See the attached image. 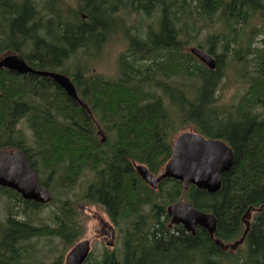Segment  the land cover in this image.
I'll list each match as a JSON object with an SVG mask.
<instances>
[{"label":"trees","instance_id":"16d2710c","mask_svg":"<svg viewBox=\"0 0 264 264\" xmlns=\"http://www.w3.org/2000/svg\"><path fill=\"white\" fill-rule=\"evenodd\" d=\"M125 8L142 17L131 25L135 35L126 31L117 75L76 68L81 56L99 59L115 24H125ZM186 32L203 34L197 43L215 69L184 50ZM5 53L68 75L92 114L51 78L0 69V149L23 150L52 193L40 204L0 187V264H30L39 239L61 242L63 253L51 263L61 264L85 232L77 202L101 204L124 243L122 258L105 248L84 264H224L230 257L229 264H264V0H45L42 8L36 0H0V57ZM231 69L248 86L237 102L220 106ZM189 126L234 150L218 192L191 186L185 196L215 214L214 237L202 228L194 237L170 231L164 212L182 183L164 179L153 189L135 169L161 171L173 138ZM242 240L244 250L229 249Z\"/></svg>","mask_w":264,"mask_h":264},{"label":"water","instance_id":"95a60500","mask_svg":"<svg viewBox=\"0 0 264 264\" xmlns=\"http://www.w3.org/2000/svg\"><path fill=\"white\" fill-rule=\"evenodd\" d=\"M190 51L210 69H215L216 60L209 53L198 47H192ZM0 68L18 74L34 73L53 79L70 97L92 114L88 104L79 98L76 87L68 75L56 71L36 70L19 53L2 56ZM234 159V150L224 140L186 131L177 137L171 157L159 176L156 177L143 164H138L136 170L152 187L165 178H174L181 181L185 189L193 184L209 193H216L221 188L222 175L231 169ZM0 186L16 190L26 200L48 203L52 199L49 189L40 183L38 171L32 167L22 150H0ZM168 213L172 218V224H183L188 230L194 229V232L196 226H201L214 237L217 226L214 213L204 212L183 200L169 206ZM90 251V240H81L71 248L64 264H83Z\"/></svg>","mask_w":264,"mask_h":264},{"label":"rangeland","instance_id":"374dc122","mask_svg":"<svg viewBox=\"0 0 264 264\" xmlns=\"http://www.w3.org/2000/svg\"><path fill=\"white\" fill-rule=\"evenodd\" d=\"M38 5L42 8L44 6L45 0H36ZM66 4L76 6L77 0H64ZM120 14L123 16V20L125 21L124 25L117 26L115 24L114 31L116 32L113 36H111L109 42L105 44L103 54L100 55L99 59L94 60L93 58H84L79 57L77 61L76 59L71 60L69 62L70 64L75 61L73 65H75L76 68L87 65H93L94 70L97 73L104 74L109 77H114L118 73V56L119 53H122L126 50V37H128V33L126 31H129V33H132L135 35L134 31L131 29V25L133 24H140V19L142 15H139L136 12H131L129 9L125 8L120 12ZM135 22V23H134ZM141 31H145L143 28ZM202 33V32H200ZM187 36L184 39L188 40V43L184 45V50L186 52H190L191 47H199L198 41L202 40L203 34L200 37L197 35H192L189 32H186ZM200 48V47H199ZM202 49V48H201ZM203 50L206 51V49L203 48ZM241 75V74H239ZM231 69L228 72V78L224 80L222 88H221V97L219 104L220 106H228L231 103L237 102L239 96L245 92L247 89V82L243 80L242 75L239 76ZM174 81H170V83L173 84ZM177 82V81H176ZM174 82V83H176ZM178 85V82L176 83ZM179 122V123H177ZM181 120L176 121V123L179 125ZM193 126H189L187 128H184L181 130L178 134L182 133L183 131H194ZM206 136V135H205ZM176 137V136H175ZM173 138V140L175 139ZM103 138V136H101ZM83 185V181H80V184L75 188V193H79L81 191ZM58 197H64L63 194H60L57 192ZM75 195H72L74 197ZM5 204H6V195L0 193V221L4 220L5 218ZM77 205L79 206V211L81 215V219L84 222L85 225V234L80 239H90L91 241V247L92 252L94 253V257H101V255L104 252V249H109L112 251H117L119 253V256L122 258L123 255V236L121 232V227H117V237L114 239V245L108 246V241H110L112 238L111 236H106V231L102 232V230H111L109 225H112V222L110 221V218L105 213L104 209L101 206L92 205L87 202H77ZM45 213H48L50 210V207L45 208ZM255 211H252L249 216L248 220L251 221L253 218ZM44 213V214H45ZM103 222L109 223L107 226L104 225ZM36 248H37V255L32 259V262L30 264H51L55 260L59 259V255L63 253L62 244L58 239H54L53 242L47 241V239H39L38 241H35ZM245 244L241 243L238 246V249L234 250L231 246L233 252H237L238 250H244ZM229 248V249H230ZM237 248V247H236ZM71 248H69L65 254L62 257L61 264H64L65 258ZM243 252V251H242ZM232 257L227 259V261L224 262V264H229Z\"/></svg>","mask_w":264,"mask_h":264},{"label":"flooded vegetation","instance_id":"af4514ba","mask_svg":"<svg viewBox=\"0 0 264 264\" xmlns=\"http://www.w3.org/2000/svg\"><path fill=\"white\" fill-rule=\"evenodd\" d=\"M98 134H104L103 133V131H101V130H99V132H98ZM104 135H106V134H104ZM102 140H103V142L105 141V137H103L102 138ZM144 181V180H143ZM145 182V181H144ZM180 182V181H179ZM146 183V182H145ZM147 184V183H146ZM158 184L159 183H157V185L155 186V187H153V189H157L158 188ZM148 185V184H147ZM191 186H193L194 187V185H190V186H188V188L185 190V193H184V187H183V192H182V194H181V196L178 198V200L177 201H175V202H173V203H171V204H169L168 206H167V208H166V212H164V215L167 213V215L169 216V223H168V229L170 230V231H173V232H178V231H185L186 233H188V234H190L191 235V237H194V235L196 234V230L198 229V228H201V227H196L197 229H195V233H194V229L193 230H188V229H186V227L183 225V224H172V222H171V216L168 214V207L169 206H171L172 204H174V203H176V202H179L180 200H184V201H186V202H189V201H187L186 199H185V196H186V192L190 189V187ZM88 203V202H87ZM89 204H91V203H89ZM92 205H97V206H101V204H92ZM103 209H104V207L103 206H101ZM104 211H105V209H104ZM105 213H106V211H105ZM107 214V213H106ZM108 215V214H107ZM109 217V216H108ZM110 218V217H109ZM110 221H111V219H110ZM112 222V225H109V227L111 228V230H102V232H105L106 231V236H111V240L110 241H108V243H112L113 245H114V239L117 237V227H121L119 224H115L113 221H111ZM104 223V225L105 226H107L109 223H107V222H103ZM203 229V228H202ZM123 236V235H122ZM124 244V243H123ZM109 250V249H108ZM109 251H112V250H109ZM123 252H124V245H123ZM188 253H189V251H187ZM180 258V257H179ZM174 264H191V263H188V262H185V261H183V260H181V259H179L176 263H174Z\"/></svg>","mask_w":264,"mask_h":264},{"label":"bare ground","instance_id":"6f19581e","mask_svg":"<svg viewBox=\"0 0 264 264\" xmlns=\"http://www.w3.org/2000/svg\"><path fill=\"white\" fill-rule=\"evenodd\" d=\"M145 166V165H144ZM146 167V166H145ZM148 169V167H146ZM149 170V169H148ZM150 171V170H149ZM151 172V171H150ZM152 173V172H151Z\"/></svg>","mask_w":264,"mask_h":264}]
</instances>
